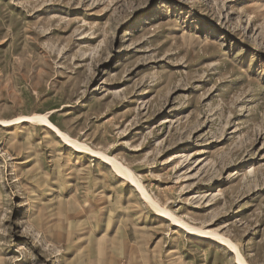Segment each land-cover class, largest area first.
<instances>
[{
    "label": "rangeland",
    "instance_id": "1",
    "mask_svg": "<svg viewBox=\"0 0 264 264\" xmlns=\"http://www.w3.org/2000/svg\"><path fill=\"white\" fill-rule=\"evenodd\" d=\"M233 246L264 264V0H0V264Z\"/></svg>",
    "mask_w": 264,
    "mask_h": 264
},
{
    "label": "bare ground",
    "instance_id": "2",
    "mask_svg": "<svg viewBox=\"0 0 264 264\" xmlns=\"http://www.w3.org/2000/svg\"><path fill=\"white\" fill-rule=\"evenodd\" d=\"M21 119H26L28 120L29 122L31 123H47V119L45 116H42V115H39V114H33V115H30L28 117H19L18 119H15V121H18V120H21ZM56 132L62 137V138H66L65 135L63 133H61L59 130L56 129ZM112 167L116 170V172L121 176L123 177L124 179H127L131 182H133L136 187H138L140 189V184L139 182L137 181V179H135V177L132 175V173L130 172L129 169H127L126 167L118 164L117 162H114V161H110ZM140 192H141V195L150 203V205L152 206V208L158 212V213H161L163 214L165 217H167L172 223H175V224H178L180 226H183L191 231H195V232H198V230H195L191 227H188L181 219L177 218L176 216H174L172 214V212L166 210V209H163L161 208L160 206H158L157 203L153 202L150 198H147L145 193L140 189ZM222 240V238H221ZM227 242L228 244H230L228 241H225ZM233 249L235 251V254H236V259L237 261L240 263V264H245L243 262V259L241 257V255L239 254V252L237 251V249L235 248V246H233Z\"/></svg>",
    "mask_w": 264,
    "mask_h": 264
}]
</instances>
